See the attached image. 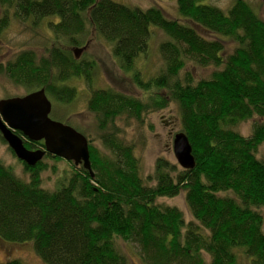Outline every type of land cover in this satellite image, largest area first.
<instances>
[{
    "label": "trees",
    "instance_id": "1",
    "mask_svg": "<svg viewBox=\"0 0 264 264\" xmlns=\"http://www.w3.org/2000/svg\"><path fill=\"white\" fill-rule=\"evenodd\" d=\"M201 1L176 0L171 20L159 7L112 0H0V36L12 20L46 36L43 56L22 45L0 60V77L25 95L43 89L61 106L77 96L72 82L87 83V110L104 149L88 141L92 176L67 162L53 190L41 185L44 161L63 159L46 153L33 167L18 160L27 180L0 161V241L30 243L44 264H128L118 242L137 243L143 264H240L238 255L264 264V160L257 158L264 146V21L244 0L226 11ZM152 27L167 39L158 48L162 66L145 76L138 63ZM91 31L109 47L132 95L92 88L95 63L72 52L87 45ZM206 69L209 76L194 78ZM164 110L177 127L169 135L186 136L195 165L184 170L158 158L142 178L114 123ZM249 120L251 134L240 135L235 128ZM24 147L44 149L42 141ZM181 193L191 222L176 207L157 204Z\"/></svg>",
    "mask_w": 264,
    "mask_h": 264
},
{
    "label": "rangeland",
    "instance_id": "2",
    "mask_svg": "<svg viewBox=\"0 0 264 264\" xmlns=\"http://www.w3.org/2000/svg\"><path fill=\"white\" fill-rule=\"evenodd\" d=\"M116 3L127 7H138L146 9L154 6L159 7L168 19L175 20L178 16L176 0H112ZM208 1V2H207ZM203 0L200 4H210L226 11L234 0ZM251 5L260 19L264 21V0H244ZM200 31L201 29L198 28ZM202 32V31H201ZM200 34V33H199ZM206 38V37H205ZM3 44L0 46V60L9 59L12 54L23 45L24 48H33L39 55L43 56L44 43L46 36L38 28H30L29 24L17 23L13 21L9 27L0 36ZM167 37L157 28L152 27L151 37L147 46V54L144 59H139L138 65L144 69L145 76L153 75L161 66L162 60L159 53V45L165 41ZM211 39V38H210ZM86 46L80 48L82 52L78 58H83L87 61L95 63V70L92 75V88H112L121 93L132 95L134 88L129 79L121 77L115 63H112L110 49L104 46L96 38L93 31L88 32L85 37ZM73 49V55L75 57ZM230 52V50H227ZM211 70L206 69L194 73V78L209 76ZM121 77V78H120ZM120 78V79H117ZM87 83L80 81L72 82V85L77 87V96L69 105H55L51 102L50 119L63 124H68L72 128L80 131L87 142L104 153L101 140L99 139V131L96 128V122L92 113L87 110V100L90 95L89 86ZM25 93L22 89H16L0 77V100L10 97H21ZM169 111L164 110L152 113L147 116L146 120L137 122L131 118L122 116L116 119L114 126L118 129L119 137L125 143L132 145L134 155L139 159L141 164L142 178L148 177L153 172V167L156 159L163 158L173 164H177L172 152L173 137L169 132L177 130L175 121L169 117ZM162 120V121H161ZM264 123V118L259 120ZM253 120L243 122L235 129L242 136L251 134ZM66 124V125H67ZM152 126V130L150 127ZM6 144L0 143V161L6 166L13 169L14 173L21 179L27 180L28 176L24 173L22 167L18 164V159L14 157L8 150ZM257 158L264 160V146L258 148ZM48 166L47 170L41 173V185L44 189L53 190L55 182L62 175L63 171L69 169V164L63 160L60 163H54L52 160H45ZM179 166V165H178ZM53 168H55L53 170ZM157 204H162L170 207H176L183 212L185 222H191V216L187 210L184 193L179 194L174 198H160ZM264 218V208L260 209ZM126 255L128 264H143L140 256V248L137 243H117ZM206 257V256H205ZM239 263L246 264L242 259V255H238ZM207 258V257H206ZM9 259H16L23 264H44L36 255L30 243L14 244L3 243L0 241V264H4Z\"/></svg>",
    "mask_w": 264,
    "mask_h": 264
},
{
    "label": "water",
    "instance_id": "3",
    "mask_svg": "<svg viewBox=\"0 0 264 264\" xmlns=\"http://www.w3.org/2000/svg\"><path fill=\"white\" fill-rule=\"evenodd\" d=\"M82 49L74 51L75 58ZM51 102L43 89L21 97L0 100V135L14 156L33 167L46 153L81 165L90 172L88 142L84 135L71 126L50 119ZM16 132L20 133L17 135ZM24 141L43 142L44 149L27 150ZM172 152L180 168L192 169L195 165L186 136H173Z\"/></svg>",
    "mask_w": 264,
    "mask_h": 264
}]
</instances>
